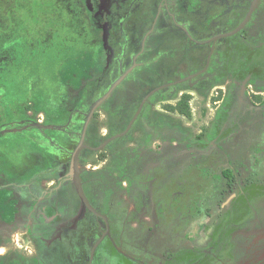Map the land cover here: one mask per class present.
I'll return each mask as SVG.
<instances>
[{"label": "flooded vegetation", "instance_id": "obj_1", "mask_svg": "<svg viewBox=\"0 0 264 264\" xmlns=\"http://www.w3.org/2000/svg\"><path fill=\"white\" fill-rule=\"evenodd\" d=\"M16 1L14 16L0 17V88L24 79L27 52L36 71L51 64L62 75V97L76 107L62 124H45L40 112L37 123L52 129L16 127L63 136L48 138V161L0 163V261L264 264V0H76L35 36L20 17L27 0ZM62 29L69 34L56 39ZM74 69L78 82L65 78ZM126 73L95 111L85 145L133 123L129 132L78 158L99 217L75 190L72 154L91 106ZM37 76L36 98L43 88L52 101L57 84Z\"/></svg>", "mask_w": 264, "mask_h": 264}, {"label": "trees", "instance_id": "obj_2", "mask_svg": "<svg viewBox=\"0 0 264 264\" xmlns=\"http://www.w3.org/2000/svg\"><path fill=\"white\" fill-rule=\"evenodd\" d=\"M3 2L4 0L3 1L0 0V17H1V14L2 15L9 14V16L13 17L14 14L16 13L15 4L17 1L7 0L6 4H3ZM25 29H26V26H25ZM64 42H65L64 40L59 41V43H64ZM74 42L75 41H73V44ZM24 60H25L24 61V72H23L24 79L21 80L22 82L20 80L18 81L17 79H14V80L9 79V82H11V86H9V88L7 87L0 88V125L1 127L8 126L6 122L4 125H2L6 117L13 118L14 116H17V115L20 116V119H22V122L15 127H23L24 125H27L29 123H37L36 116L40 112H44L46 114L45 124L47 125L65 123V121H67L70 115L69 109L76 107V104H75V100L70 99L73 95L70 96L69 94H67L66 97L65 95L62 97L61 89L59 88V85H58L62 81L61 80L62 75L51 72L49 68L51 64L50 65L48 64L45 67L41 66L42 70L36 71L35 64L33 62L34 59L32 55L27 52H25ZM73 60L75 61L76 58L74 57ZM62 62H63V59L57 57L55 63L59 65ZM37 75H40L39 77H40L41 84L47 83L46 87L48 86L49 82L57 84V86L54 88L55 89L54 92L57 95L53 98L52 101L48 98L47 96L48 93L43 88L40 89L42 97L36 98L35 90H36V83L38 82ZM4 77L5 76L0 72V81L3 80ZM83 82H84V86L85 84H91V81L87 79H84ZM87 88L89 87H86V89L84 90V87H82L77 91L78 94H76V92L74 93L76 95H79L81 99L82 97L86 98L85 93L88 91ZM6 98H9V102L7 104L4 103L7 100ZM19 99H20V102H18ZM180 107L183 108L182 111L187 112V108H188L187 101H184L183 103H181ZM54 111H56L55 113L57 115H60V116L65 115V118H63L64 120L63 119H59L58 121H56V119L54 120L55 117L52 116V113ZM30 112H32L33 114L32 116L29 114ZM126 125H127V122L124 123L122 129H124ZM82 126L83 124H81L79 121L74 123L75 130H80ZM97 126L98 124L94 119L88 129L87 141H89L90 139H92L93 136H95V131L97 129ZM48 131H51V130H48ZM89 144L91 143L89 142ZM91 145L96 146L97 143L95 144L93 143ZM84 153L88 156V155H95L98 152L85 150ZM45 159L46 161L49 160V153H48V158H45ZM92 160L93 159H86V161H92ZM42 174H43V170L41 171V175ZM47 255H49L50 257L51 251L50 253H47ZM15 257H17L16 254H15ZM3 258H4L3 256H0V260H2ZM0 264H4V263L0 261ZM58 264H61V263H58Z\"/></svg>", "mask_w": 264, "mask_h": 264}, {"label": "rangeland", "instance_id": "obj_3", "mask_svg": "<svg viewBox=\"0 0 264 264\" xmlns=\"http://www.w3.org/2000/svg\"><path fill=\"white\" fill-rule=\"evenodd\" d=\"M76 3V0H27L20 17L24 20L26 29L35 36L48 25L61 23L60 10L63 5L73 7ZM60 34L68 35L69 31L67 29L60 30L55 35L56 39ZM74 50H77L76 47ZM73 64L76 67L77 63ZM80 76L81 74L76 69L65 74V78L71 82H78ZM17 120H19V116L6 117L5 122L8 124L6 128L17 126L18 123H15ZM6 128L0 126V131ZM57 135L60 137L63 136V133L58 130L42 132L35 128L6 133L0 137V163L4 165L6 161H9L13 166L22 167L25 162H32L36 157L38 159L37 155H41V161H45L49 152L48 138H55ZM259 220L264 226V219L259 217Z\"/></svg>", "mask_w": 264, "mask_h": 264}, {"label": "water", "instance_id": "obj_4", "mask_svg": "<svg viewBox=\"0 0 264 264\" xmlns=\"http://www.w3.org/2000/svg\"><path fill=\"white\" fill-rule=\"evenodd\" d=\"M128 73L122 75L112 86L111 88L108 90V92L102 97L100 98L99 100H97L92 106H91V109H90V112L87 116V119L85 121V124L83 126V129H82V134H81V138H80V141H79V144L77 145L76 149L74 150L73 154H72V160H71V177H72V181H73V185L75 187V190L83 204V206L85 208H87L91 213L99 216V217H104L103 215H101L99 212L96 211V209L90 204L88 198L86 197L85 193H84V190H83V187H82V183H81V179H80V168H79V164H78V158H79V155L81 153L82 150L84 149H91V150H94V151H99V150H102L108 143H110L111 141L117 139V138H120V137H123L125 136L133 123H130V125L128 126V128L126 129V131L118 136H115L111 139H109L108 141H106L104 144H102L101 146L97 147V148H90L88 146L85 145V137H86V133H87V130H88V127L91 123V120H92V117L95 113V111L107 100V98L111 95V93L114 91V89L127 77ZM152 95V94H150ZM34 126L40 128V129H52L53 126H46V125H42V124H35ZM27 127H24V128H16V129H4L0 132V137L6 133H11V132H19V131H24L26 130ZM99 245V243L96 245V247L93 249L92 251V258L94 257V253H95V250L97 248V246Z\"/></svg>", "mask_w": 264, "mask_h": 264}]
</instances>
